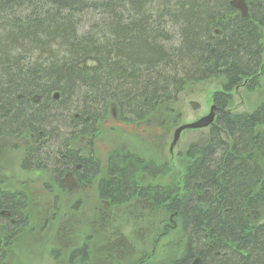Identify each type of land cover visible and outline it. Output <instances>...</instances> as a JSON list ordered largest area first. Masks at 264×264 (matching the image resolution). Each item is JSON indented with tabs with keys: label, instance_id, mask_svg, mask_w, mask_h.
<instances>
[{
	"label": "trees",
	"instance_id": "1",
	"mask_svg": "<svg viewBox=\"0 0 264 264\" xmlns=\"http://www.w3.org/2000/svg\"><path fill=\"white\" fill-rule=\"evenodd\" d=\"M234 1L0 0V138L29 132L21 167L50 168L60 189L68 173L89 184L99 164L71 143L99 134L110 105L121 123L140 122L187 83L220 78L215 120L185 152L182 188L137 183L169 169L115 152L97 192L176 217L185 243L172 264H264V102L250 114L231 111L232 90L257 85L264 0L245 13ZM21 201L0 191V224L24 221ZM76 256L85 259L84 249Z\"/></svg>",
	"mask_w": 264,
	"mask_h": 264
},
{
	"label": "rangeland",
	"instance_id": "2",
	"mask_svg": "<svg viewBox=\"0 0 264 264\" xmlns=\"http://www.w3.org/2000/svg\"><path fill=\"white\" fill-rule=\"evenodd\" d=\"M235 2L241 13L252 3ZM260 33L264 51V27ZM261 64L256 86L244 82L232 90L234 114H250L264 102V54ZM222 84L220 78L187 83L175 102L164 109L161 104L140 122L121 123L117 107L110 105L109 116L98 125L99 134L71 143L81 155L98 161V175L89 184H78L68 173L63 177L64 189H60L50 168L21 167L32 147L29 132L18 139L0 138V191L23 199L24 217L13 235L9 232L14 225L10 229L0 224V264H172L178 260L185 238L176 217L138 197L120 205L101 200L97 184L107 178V159L116 152L131 153L169 169L167 175L155 179L138 174L137 183L182 188L190 163L185 152L205 141L210 126L181 132L170 152L174 131L208 115L212 97ZM81 249L85 259L76 256Z\"/></svg>",
	"mask_w": 264,
	"mask_h": 264
},
{
	"label": "water",
	"instance_id": "3",
	"mask_svg": "<svg viewBox=\"0 0 264 264\" xmlns=\"http://www.w3.org/2000/svg\"><path fill=\"white\" fill-rule=\"evenodd\" d=\"M234 3H236V2L234 1ZM214 109H215V107L212 105L210 110H209L208 115H206L205 117L200 118L198 121H196L194 123L184 124V125L177 127L174 131L173 139H172V142L170 144V152L172 151V148L177 143L181 132L186 131V130L201 129V128H205L207 126H210L215 120Z\"/></svg>",
	"mask_w": 264,
	"mask_h": 264
},
{
	"label": "flooded vegetation",
	"instance_id": "4",
	"mask_svg": "<svg viewBox=\"0 0 264 264\" xmlns=\"http://www.w3.org/2000/svg\"><path fill=\"white\" fill-rule=\"evenodd\" d=\"M77 151V150H76ZM79 152V151H78ZM124 155H127V154H124ZM128 155H132V156H135V157H137L136 155H134V154H131V153H129ZM83 156V155H82ZM84 157V156H83ZM111 157H112V155L107 159L108 161H107V163H106V171H107V169H108V164H109V161H110V159H111ZM97 163H98V161H97ZM72 177V176H71ZM76 180V179H75ZM78 182V181H77ZM62 183H63V181H62ZM78 184H81L80 182H78ZM64 186V185H63Z\"/></svg>",
	"mask_w": 264,
	"mask_h": 264
}]
</instances>
